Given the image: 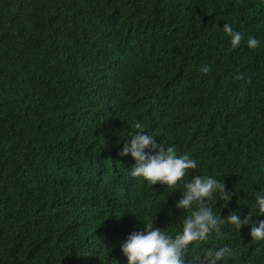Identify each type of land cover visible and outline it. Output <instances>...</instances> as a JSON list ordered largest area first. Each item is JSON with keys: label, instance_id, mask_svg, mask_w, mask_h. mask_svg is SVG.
<instances>
[{"label": "trees", "instance_id": "16d2710c", "mask_svg": "<svg viewBox=\"0 0 264 264\" xmlns=\"http://www.w3.org/2000/svg\"><path fill=\"white\" fill-rule=\"evenodd\" d=\"M137 122L197 161L175 188L119 155ZM195 176L236 193L208 202L222 218L264 189L261 0H0V264H127L121 244L145 223L182 231ZM250 229L223 225L189 264L220 247L221 264H264Z\"/></svg>", "mask_w": 264, "mask_h": 264}, {"label": "clouds", "instance_id": "9594fccd", "mask_svg": "<svg viewBox=\"0 0 264 264\" xmlns=\"http://www.w3.org/2000/svg\"><path fill=\"white\" fill-rule=\"evenodd\" d=\"M264 3V0H261ZM223 32L230 37L233 49L240 47L243 39L242 33L235 31L232 25L224 23ZM260 41L255 37L247 40V47L255 49ZM199 71L208 74L211 67L201 65ZM130 140L125 143L119 155L134 158L135 164L131 175L149 182L175 188L186 176L188 170L197 167V161L188 154L177 155L173 146L159 141L153 134L147 132L140 122L135 124ZM220 194L224 201L233 198L232 193L226 190L224 183L211 176H195L190 182L184 184L182 197L175 207L187 212L182 222V231L174 237L168 235L164 229L155 228L151 222L145 223L141 231H134L121 244V252L127 259V264H189L187 253L190 246L208 241L210 234H222V226L228 224L237 230L251 225L250 236L253 241H264V220H253L255 216H264V189L255 197L254 208L242 218L238 210H232L226 218L217 216L208 202L214 194ZM193 205H198L193 209ZM228 247L218 249L210 248L206 251L199 264H221L227 254Z\"/></svg>", "mask_w": 264, "mask_h": 264}]
</instances>
